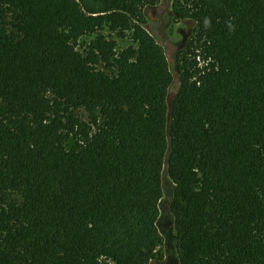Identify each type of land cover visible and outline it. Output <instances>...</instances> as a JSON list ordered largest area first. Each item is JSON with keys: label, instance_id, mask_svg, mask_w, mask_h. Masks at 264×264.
<instances>
[{"label": "trees", "instance_id": "1", "mask_svg": "<svg viewBox=\"0 0 264 264\" xmlns=\"http://www.w3.org/2000/svg\"><path fill=\"white\" fill-rule=\"evenodd\" d=\"M156 2L0 0V264H149L164 168L179 264H264V0L178 2L170 113Z\"/></svg>", "mask_w": 264, "mask_h": 264}, {"label": "rangeland", "instance_id": "2", "mask_svg": "<svg viewBox=\"0 0 264 264\" xmlns=\"http://www.w3.org/2000/svg\"><path fill=\"white\" fill-rule=\"evenodd\" d=\"M178 2L183 4L184 0H157L156 4L147 6L144 9V26L164 49L172 74V82L167 92L169 113L171 101L178 93L181 85L177 64L178 56L186 50V46L194 37L197 28L194 20L178 16L176 10L179 5ZM85 42L86 40H82V44ZM125 44H127L126 41L119 42V46ZM82 114L84 119H87V115L83 111ZM162 183L163 195L160 200L159 217L157 219V227L162 237V243L158 248L156 258L151 260L149 264H179L174 218L170 211L174 184L167 177L165 168Z\"/></svg>", "mask_w": 264, "mask_h": 264}]
</instances>
